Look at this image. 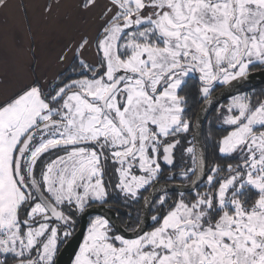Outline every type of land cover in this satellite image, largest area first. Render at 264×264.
Returning a JSON list of instances; mask_svg holds the SVG:
<instances>
[{
    "label": "snow or ice",
    "instance_id": "1",
    "mask_svg": "<svg viewBox=\"0 0 264 264\" xmlns=\"http://www.w3.org/2000/svg\"><path fill=\"white\" fill-rule=\"evenodd\" d=\"M10 7L27 40L0 22V264H57L113 192L148 230L96 215L72 264H264V91L213 103L264 69V0H43L46 46ZM194 97L226 135L201 141Z\"/></svg>",
    "mask_w": 264,
    "mask_h": 264
},
{
    "label": "flooded vegetation",
    "instance_id": "2",
    "mask_svg": "<svg viewBox=\"0 0 264 264\" xmlns=\"http://www.w3.org/2000/svg\"><path fill=\"white\" fill-rule=\"evenodd\" d=\"M260 71H264V69H261L259 67L253 68L250 74L260 72ZM222 88H217L215 92L213 93V95L219 92ZM252 90H255L256 92L264 91V85L246 84L240 87L234 95L241 94L244 92H250ZM229 102H230V97L225 99L221 103H219L218 106L227 105ZM190 107H191V111L188 113V115L194 123L195 118L201 108V103L198 102V100L194 97L193 100L190 101ZM218 110H219L218 108H214L202 122L201 128L199 130V137L201 141H204L205 136L209 135V133H211L214 139H219L220 137L227 134L226 127L221 125V123L216 119L218 115ZM189 139H191V137H189ZM207 155H208L209 161L211 162L213 159L216 158L215 149L209 146L207 148ZM178 158H179V154H178ZM145 195H147V193H145ZM97 207L102 208L104 211H106L110 216V220H113L116 227H118V229H120V231L126 236L134 234L132 232V229L128 227L130 223V218L139 217V222L141 224L142 223L145 224V230H148V226L151 224L150 219L147 220V222H145L146 214L143 215V212L140 210L139 205H126L123 202L122 198L118 197L115 192L112 193L111 198L108 201V203L104 205L94 204L90 208H97ZM81 215H82L81 213H76V215L73 217L74 224H73V227L70 229L71 235L66 240H64L63 243L59 245L57 256L62 250V248L65 246V244L77 233L80 227V224H81ZM96 215L98 214H91L87 217V222H86L85 229H84L80 243L83 240V236L86 234V230H87L90 220L94 218ZM57 256H56V259H57ZM73 260H74V256L70 264H72Z\"/></svg>",
    "mask_w": 264,
    "mask_h": 264
},
{
    "label": "water",
    "instance_id": "3",
    "mask_svg": "<svg viewBox=\"0 0 264 264\" xmlns=\"http://www.w3.org/2000/svg\"><path fill=\"white\" fill-rule=\"evenodd\" d=\"M246 84L264 85V71L249 74V79L247 80L246 83L235 84L234 87L225 86L219 92L214 94L213 103H216L218 105L225 99L233 96L240 87ZM213 109L214 108H212L211 106L206 107L203 110H201L200 108L195 118V121H194V128L198 135H199V130L201 128L202 122ZM91 214L103 215V216H106L110 220L109 214L106 211H104L102 208L97 207V208L87 209L86 214L81 215V224H80V227L77 233L65 244V246L62 248V250L58 254L57 259H56L57 264H70L71 263V260L73 259V256L75 255L78 249L79 243L81 241V238H82V235L85 229V225L87 222V217ZM144 214L145 213L143 212V215ZM110 221L115 225L113 220H110ZM133 235L134 234H131L128 237H131Z\"/></svg>",
    "mask_w": 264,
    "mask_h": 264
},
{
    "label": "crops",
    "instance_id": "4",
    "mask_svg": "<svg viewBox=\"0 0 264 264\" xmlns=\"http://www.w3.org/2000/svg\"><path fill=\"white\" fill-rule=\"evenodd\" d=\"M28 5V16L32 24L33 31L36 34V42L42 46L48 45L50 42H54L51 35V27L46 25L40 18V5L43 0H24ZM19 4L20 0H16ZM7 21L9 27L20 32L22 36L27 37L24 33V29L27 27L23 23V12L15 7H10L0 14V22Z\"/></svg>",
    "mask_w": 264,
    "mask_h": 264
}]
</instances>
